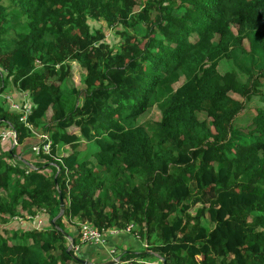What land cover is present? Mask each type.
<instances>
[{"label":"trees","instance_id":"16d2710c","mask_svg":"<svg viewBox=\"0 0 264 264\" xmlns=\"http://www.w3.org/2000/svg\"><path fill=\"white\" fill-rule=\"evenodd\" d=\"M88 17L120 24L117 44ZM71 64L83 78L68 90ZM0 68L32 102L28 126L0 101L15 138L0 222L49 220L1 228L0 264H93L63 218L136 224L146 247L118 250L129 264H264V103L249 104L264 102V0H0ZM153 104L158 118L138 121ZM31 128L47 151L12 161Z\"/></svg>","mask_w":264,"mask_h":264},{"label":"rangeland","instance_id":"374dc122","mask_svg":"<svg viewBox=\"0 0 264 264\" xmlns=\"http://www.w3.org/2000/svg\"><path fill=\"white\" fill-rule=\"evenodd\" d=\"M87 23L89 24L92 30L98 28L103 32L104 41H106L109 44H117L119 40V36L116 33V30L121 28L120 24L116 23L113 25H109L102 19H93L90 17L87 18ZM219 68H221V66H219ZM82 78H83V72L80 70L79 66L77 64H71L70 74L62 82L61 86L62 88L68 89V90H70L72 87L79 88L82 86V83H81ZM3 80H7V81H6L5 86L1 87L0 89V101H2L6 105L7 108H9L8 104L10 102H20L21 106L23 104L29 105L30 98L28 94L26 92H22L18 90L12 83L11 79L10 78L7 79V77L5 76V71H3L0 68V85L2 84ZM263 90H264V87H263ZM231 95L239 98V96L236 93L231 92ZM251 100L252 101L249 104L253 102L256 104L264 103L263 101H260L257 97H254ZM9 110L12 111L11 109ZM250 112H251L250 109L242 110L240 113H238L237 118H235V123L239 125L244 124L246 122V117L250 115ZM158 116H159V111L157 107L155 106V104H153L147 109L144 115H141L138 118V121L145 119V118L155 119V118H158ZM129 123H132V121L130 120ZM7 130H9V128L0 127V132L1 131L5 132L4 139L3 140L0 139V152L1 150H4L14 145L15 143L13 134L11 133V131H7ZM73 131H74L73 129L70 130V132L74 133ZM42 132L43 131L40 128H37V129L31 128V135L28 138H26L23 143L14 146L15 155L13 156L14 158L12 159V161H14L16 158V155H18L17 157L23 158V156H26L28 158H31L29 161L34 162L36 155L35 157H33L35 153L31 147L33 144H38L41 138L40 134L42 135ZM20 213H21V216L18 215V216H15L13 218L6 220L5 222H0V230L1 228H5L8 230H13V229L14 230H18V229L30 230L33 228H48L49 227L48 216L41 209L37 210L36 214H34L32 217H27L26 215L28 214L24 213L23 210H21ZM33 219L35 223L32 221ZM73 220H74L73 222H69L72 220H67L66 218H63V222L66 225V230L69 232V234L76 235L79 220L78 219H73ZM138 238L140 237L138 236ZM68 244L70 246L71 241L68 242Z\"/></svg>","mask_w":264,"mask_h":264},{"label":"crops","instance_id":"0c3cea01","mask_svg":"<svg viewBox=\"0 0 264 264\" xmlns=\"http://www.w3.org/2000/svg\"><path fill=\"white\" fill-rule=\"evenodd\" d=\"M29 103L31 104V101H29ZM23 158L29 159L26 156H23ZM145 247L146 243L142 239L133 236L130 232L125 230H119L116 234L109 236L102 244H89L78 240V243L75 244L74 252L79 258L87 260L88 263L95 264L112 260L115 257L114 254L109 251L110 248L116 250L125 248L141 250ZM140 260L144 262V264H160V257L155 253L140 257Z\"/></svg>","mask_w":264,"mask_h":264},{"label":"built area","instance_id":"2783aa9c","mask_svg":"<svg viewBox=\"0 0 264 264\" xmlns=\"http://www.w3.org/2000/svg\"><path fill=\"white\" fill-rule=\"evenodd\" d=\"M8 105H9V109H11L14 112L19 113L18 119L21 122H23L24 124L28 125V123H26V116L30 111L31 104L30 103H29V105L23 104L21 106L20 102H10ZM7 131H11V130L9 129ZM11 133L14 136L13 131H11ZM40 136L45 137V134L42 133V135L40 134ZM4 137H5V132L1 131L0 132V139L3 140ZM14 142H15V138H14ZM31 148L35 154L39 151L40 148L43 151H47L48 142L42 143L41 146H39L38 144H33ZM27 217H29V216H27ZM32 221L35 223L34 219ZM119 230H125L127 232H130L133 236L138 237L137 225L131 221L128 222L127 225L122 229H116L115 227H109L103 231H99L93 225H91L90 223H88L86 221H81L78 223L79 240L83 243L102 244L106 241V239L109 236L116 234ZM68 246H69V244H68ZM70 246H71V244H70ZM72 247L75 250V246H72ZM109 251L112 254H114L115 257L108 264H129L127 260L120 259L118 257V250H116L114 248H110ZM137 261L139 264H144V262H142L140 259H138Z\"/></svg>","mask_w":264,"mask_h":264},{"label":"water","instance_id":"95a60500","mask_svg":"<svg viewBox=\"0 0 264 264\" xmlns=\"http://www.w3.org/2000/svg\"><path fill=\"white\" fill-rule=\"evenodd\" d=\"M58 202H59V207H60V211H61V209H62V207H63V202H62V199H61L60 197H59ZM79 260L82 261V262L88 263L87 260H85V259L80 258ZM110 262H111V260H108V261L102 262V263H100V264H108V263H110ZM162 263H163V261H162ZM162 263H161V264H162Z\"/></svg>","mask_w":264,"mask_h":264},{"label":"clouds","instance_id":"9594fccd","mask_svg":"<svg viewBox=\"0 0 264 264\" xmlns=\"http://www.w3.org/2000/svg\"><path fill=\"white\" fill-rule=\"evenodd\" d=\"M29 101H31V100H29ZM31 105H32V102H31Z\"/></svg>","mask_w":264,"mask_h":264}]
</instances>
